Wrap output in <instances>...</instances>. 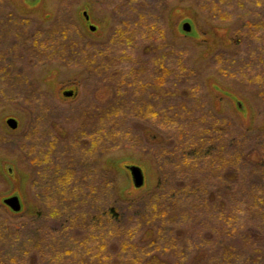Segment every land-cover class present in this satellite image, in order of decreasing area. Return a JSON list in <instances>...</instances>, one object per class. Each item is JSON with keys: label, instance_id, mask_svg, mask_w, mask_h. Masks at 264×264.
Segmentation results:
<instances>
[{"label": "rangeland", "instance_id": "1", "mask_svg": "<svg viewBox=\"0 0 264 264\" xmlns=\"http://www.w3.org/2000/svg\"><path fill=\"white\" fill-rule=\"evenodd\" d=\"M2 1L6 4L5 11L9 12L6 14L9 18L7 24L3 22L5 26L2 28L5 30L0 29V36H4L0 45L5 44L8 55L5 57L6 61L0 58V228H17L20 232L30 231V239L27 240L35 242L38 238V248H41V245L48 247L59 243L67 245L70 242V234H75L73 238L90 239L93 233L108 242L109 239L104 234L105 230L102 231V228L98 227L101 231L99 232L98 228L90 227V224L82 221L80 217L75 219V226L71 227L69 214L73 211H87L92 206L98 209L101 202H106L113 204L121 223L126 224V217L131 215L133 208L140 202L147 201L148 197L156 195L158 200L168 199L166 203L170 204V196H167L164 190L155 189L158 173L160 176L178 178L179 167L170 163L175 159L174 156L164 152L163 148L156 144L161 143L162 138L158 132H155L148 118L154 116L153 112H157V108L150 105L149 107L155 110L151 112L147 106L142 118L127 115V117L115 118L113 121L110 119L112 125L113 122L114 125L117 124V129L122 133L119 136L118 147L105 151L103 143L98 146L89 141L86 144L77 142L79 135L87 137L93 133L99 134L108 122L102 116L109 118V114L118 112L125 102L126 109L123 112H133L129 108L135 101L145 104L155 97L152 95L148 98V91H134V88L123 82H120L119 86V83L115 85L116 74L110 72L121 67L126 69L128 60L123 59L120 63L113 64L117 65V69L112 66L115 70L111 68L108 70V62L105 61H109V56L106 52H104L105 61L103 60V51L113 42L114 36L113 14L109 7L107 9L106 4L116 8L119 4L118 0L115 2L114 0ZM236 1L220 0V5L225 8L232 3L235 4ZM84 11L88 14V20L84 17ZM134 12L131 8L128 12L130 17ZM163 17L162 40L165 41L167 48L172 52L179 50L187 52L184 56L185 62L188 63L189 68L194 67L198 70V74L193 76L195 79L193 84L194 88L201 89L206 97L202 111L209 110L213 116L223 117V123L226 121L231 123L228 126L231 130L250 138L247 142L246 155L251 161L257 160L260 155L257 156L256 151L261 143L252 140L251 137L264 132V103L259 99L254 88L241 84L235 77H228L217 71V69L223 71V68L227 67L225 65L227 62L219 53L222 50L230 52V49L234 48L227 36L231 29L237 28L240 23L233 21L221 24L212 21L209 15L189 2L171 3L169 8L164 10ZM261 17L264 19V10ZM187 21L194 24L199 36L183 34L188 33L182 30L183 23ZM89 25L94 26L95 29L91 30ZM23 33L27 38L20 40L18 35ZM19 41L22 44L18 45ZM1 51L0 56L3 57L5 53L2 54ZM137 51L125 49L122 52L129 58L130 65L131 59L135 60ZM28 52L27 57L25 55ZM173 58L177 65L179 59ZM101 66L106 67L105 70H102ZM234 74L239 76L236 71ZM23 75L31 86L30 92L33 91L35 94L26 92L20 97L9 87L15 81L13 88L19 90L16 86H19V82L17 83L16 80ZM149 88L147 87V90ZM3 90L8 94L3 95ZM65 90H72L73 95L64 96ZM149 91H152V88ZM112 98L120 100L122 105H113ZM233 98L242 101L246 111H239ZM114 106L118 107L114 108ZM12 117L18 122L15 129L10 128L6 122ZM121 121L123 126L119 123ZM226 124L228 125V122ZM62 126H68V134ZM122 128L130 132L127 133ZM58 134L66 138L61 140L55 137ZM72 136L76 138L72 139ZM34 142L49 149L43 153L44 158L38 156L37 151L40 148L34 145ZM57 143H68V145L60 149L56 148ZM71 143H76L77 147L72 148L73 146H69ZM32 153H36V160L30 157ZM49 161L52 163L50 164ZM128 165H137L143 170L142 187L136 188L133 185L126 167ZM57 168L61 169L58 174L52 172L46 175L49 170ZM263 172L254 175L252 181L264 185ZM70 177L73 178L71 180L79 182V190L76 192L78 197H73L72 203L64 200V203H68V210L59 214L65 206L58 193L61 189L64 192L68 190L69 185L66 182ZM106 180L109 182V187L106 186ZM213 180L218 185L209 186L206 195L210 196L211 192H216L214 200L209 201V196L205 198L209 205L206 213L213 212L214 221L215 217L218 218V214L222 215L225 210L231 211L234 208L231 200H222L217 196L218 193L227 196V192L223 189L226 183L219 182L216 176ZM255 188L258 189L260 186ZM13 195H16L21 203L18 212L4 203L5 198ZM173 200L177 201V198ZM178 203L176 202L177 205ZM81 216L83 217V214ZM121 226L122 224H119V227ZM5 229L2 228L0 231L3 232ZM207 230L210 235L202 233L197 239L200 244L199 256L210 259L213 257L210 252L212 249L209 250L205 243L212 241L216 231L212 228ZM9 239L12 238L8 237V242L0 252V264H50L45 260L35 262L31 251L22 252L28 248L31 250L35 245L20 240L12 242ZM239 246H241L240 242H231L229 245L232 251H237L236 247ZM9 247L16 248V252L20 254L16 256L20 257L19 260L21 257L23 259L20 263L17 259L11 262V258L7 255L10 252ZM18 248L20 250H17ZM63 249L68 251L70 246ZM104 251L105 249H97L95 255L104 256L106 255ZM243 255L245 256L243 259L249 257L248 252ZM23 256L27 259L24 260ZM228 256L233 257V255ZM262 263L264 264V261Z\"/></svg>", "mask_w": 264, "mask_h": 264}, {"label": "trees", "instance_id": "2", "mask_svg": "<svg viewBox=\"0 0 264 264\" xmlns=\"http://www.w3.org/2000/svg\"><path fill=\"white\" fill-rule=\"evenodd\" d=\"M115 1L117 0L113 2ZM180 2H189L201 12L209 15L212 21L221 24L233 21L240 23V26L231 29L227 36L234 48L230 49V52L221 49L219 53L221 58L227 62L225 64L227 67H224L223 71L221 69L217 71L228 77H235L241 84L254 88L255 93L264 103V19L261 17L264 0H248V2L237 0L235 4L232 3V6L225 8L221 7L220 0H118L119 4L116 3V8L106 4L107 9L109 7L113 14L112 31L114 34L113 42L105 47L102 55L103 60L106 57L104 52L109 56V61L104 60L108 62V70L117 69V65H113L116 64V47L120 52L133 46L135 50H138L135 60L131 59V65L129 58H125L128 60V65H125L126 69L121 67L110 72V74H116L115 85L119 83V86L120 82H123L134 88V91H148V98L152 95L155 97L145 104L135 101L129 108L133 112H123L126 109V102L122 105L120 100L112 98L113 105L123 106L118 111L120 114L115 111L113 115L109 114V118L102 116L104 120H108L106 127H103L99 134L93 133L87 136L88 138L85 135H79L77 142L86 144L89 141L98 146L103 143L105 151L118 147L120 145L119 136L122 133L120 129H117V124L114 125L113 122L114 126L112 125L113 119L121 116L127 117V115L142 118L147 106L151 112L155 110L149 107L150 105L157 108L158 113L153 112L154 116L148 118L155 132H158L162 138V142L156 144L162 147L164 152L174 156L175 159H172L170 163L178 165L179 174L178 178H175L160 176L158 173L159 178L155 189L164 190V193L170 196L171 203H166L168 199L158 200L156 195L148 197L147 201L140 202L137 207L133 208L131 215L126 217V224L121 223L113 204L106 202H101L98 209L92 206L87 211H73L69 214L71 227L75 226V219L80 217L82 221L89 223L90 227H101L102 231L105 230L104 234L107 235L108 242L101 240L93 233H90V239L73 238L75 234H70V242L67 245L59 243L53 246L48 245V247L41 245V248H38V238L35 242L27 240L30 239V231L20 232L17 228L1 227L0 230L3 228L5 231H0V252L10 237L12 239L9 241L12 242L20 240L35 245L31 250L28 248L22 252L31 251L35 262L45 260L50 264H261L264 261V239L261 238L264 237V232H262L264 230V185L252 181L254 175L262 174L264 171V132L251 137L252 140L261 143L256 151V155L260 156L257 160L251 161L246 155L247 142L250 138L231 130L228 127L231 123L229 121L223 123V117L213 116L209 110L202 111L206 97L201 89L194 88L193 84L195 82L193 76L198 74V70L194 67L189 68L188 63L185 62L184 56L187 52L184 50L172 52L162 40L163 12L169 8L171 3ZM102 4L105 5L103 2ZM5 5L0 0V8H2L0 29H4L2 28L5 26L3 22L7 24L9 18L6 15L9 12L5 11ZM128 7L135 11L131 17L128 13L131 8L128 9ZM190 23L192 32L195 34H183L199 36L194 24ZM24 35V33L18 35V38L20 40L27 38ZM3 39L4 36H0V43ZM19 44H22L21 41ZM258 46L261 47L258 48ZM0 49L2 54L5 53L0 58L6 61L5 57L8 55L5 44L0 45ZM25 56L28 57L29 52ZM173 57L179 59L177 65ZM101 68L105 70L106 67L101 66ZM234 71L239 76H235ZM105 73L108 74V72ZM19 77V80H16L17 83L19 82V86L16 85L19 90L13 88L15 81L9 87L22 97L26 92L29 94L31 86L24 75ZM147 87H150L149 90L152 88V91L147 90ZM3 91V95L8 94L5 90ZM30 94L33 95L35 92L31 91ZM233 99L239 111H246L242 101ZM116 107L118 106H114ZM119 123L123 126V121ZM62 127L68 134V126ZM122 130L130 132L128 129L122 128ZM55 137L61 140L66 138H62L59 134ZM74 138L76 137L72 136V139ZM35 142L33 144L40 148L39 151L36 150L39 152L37 155L42 159L44 158L43 153L49 149ZM65 145L68 143H57L56 148L62 149ZM69 146L74 148L77 144L71 143ZM35 155L36 153H32L30 157L36 160ZM40 163L44 162L40 161ZM60 170L59 168L49 170L46 175L52 172L56 175ZM214 176L219 182L226 183L223 189L227 192V196L221 193L217 196L222 200H231L234 210H225L224 214H218V218L215 217L216 220L214 218L213 221L214 213H206L209 205L205 196H209L206 195V189L209 186L218 185L213 180ZM71 179L73 178L70 177L66 182L69 185L68 190L64 192L61 189L58 193L65 206L59 214L68 210V203H64V200L72 203V198L78 197L76 192L79 190V182ZM105 183L109 187L108 180ZM255 186H260V188L257 189ZM215 195L216 192H211L209 201H213ZM175 198L177 201L173 200ZM176 202H179L178 205ZM119 224L122 226L119 227ZM208 228L216 231L210 243L204 242L209 250L212 249L210 251L213 254L210 258L212 260L199 256L200 244L197 237L202 233L210 235ZM99 232H101L100 229ZM244 235L247 237L243 238ZM231 242L241 243V246L236 247L237 251L230 249ZM69 246L68 253L63 247ZM9 249L10 252L7 255L11 258V262L19 260L20 257L16 256L19 254L16 248L9 247ZM97 249H105L106 255H95ZM245 252L249 253L247 259H243ZM228 255H233V257ZM23 257L24 260L27 259ZM20 260H23L22 257Z\"/></svg>", "mask_w": 264, "mask_h": 264}, {"label": "water", "instance_id": "3", "mask_svg": "<svg viewBox=\"0 0 264 264\" xmlns=\"http://www.w3.org/2000/svg\"><path fill=\"white\" fill-rule=\"evenodd\" d=\"M84 17L86 18V20H88V14L86 11L83 12ZM89 28L91 30H94L95 27L92 25H89ZM182 30L186 31V32H192V25L190 22H184L182 25ZM64 96H72L73 95V91L72 90H65L63 92ZM240 106V102L238 103ZM7 124L10 128L15 129L18 126V122L15 118H8L7 119ZM127 169L130 172L131 175V179H132V183L136 188H140L143 186L144 184V173L143 170L141 169V167L137 166V165H128L126 166ZM4 203L6 205H8L13 211L18 212L21 209V203L19 198L16 195L10 196L8 198L4 199Z\"/></svg>", "mask_w": 264, "mask_h": 264}, {"label": "bare ground", "instance_id": "4", "mask_svg": "<svg viewBox=\"0 0 264 264\" xmlns=\"http://www.w3.org/2000/svg\"><path fill=\"white\" fill-rule=\"evenodd\" d=\"M130 49L131 50H135V47L133 46V47H130ZM116 55H115V62L116 63H119L120 61H122L123 59H125V58H127V57H125V54H123L122 52H120L119 50H118V48L116 47ZM132 60H134L133 58H132Z\"/></svg>", "mask_w": 264, "mask_h": 264}]
</instances>
